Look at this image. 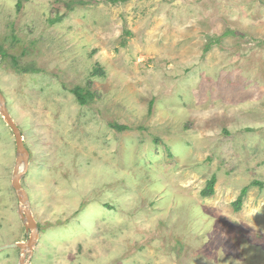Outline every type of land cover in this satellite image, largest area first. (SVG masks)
<instances>
[{"label":"rangeland","instance_id":"374dc122","mask_svg":"<svg viewBox=\"0 0 264 264\" xmlns=\"http://www.w3.org/2000/svg\"><path fill=\"white\" fill-rule=\"evenodd\" d=\"M0 47L30 264H264V0H0ZM14 163L0 117V248L28 238Z\"/></svg>","mask_w":264,"mask_h":264},{"label":"water","instance_id":"95a60500","mask_svg":"<svg viewBox=\"0 0 264 264\" xmlns=\"http://www.w3.org/2000/svg\"><path fill=\"white\" fill-rule=\"evenodd\" d=\"M1 57L2 56L0 54V59ZM0 117L14 137L15 163L11 176V187L17 198L18 215L26 233L28 234V238L25 242L6 245L1 247L0 250L5 248L19 249L20 255L18 264H30L34 247L39 240V228L32 213L30 197L21 182L22 178L26 175L29 169L30 153L25 146L20 128L8 110L6 98L1 91Z\"/></svg>","mask_w":264,"mask_h":264},{"label":"trees","instance_id":"16d2710c","mask_svg":"<svg viewBox=\"0 0 264 264\" xmlns=\"http://www.w3.org/2000/svg\"><path fill=\"white\" fill-rule=\"evenodd\" d=\"M110 3L114 4L116 2H118L119 0H108ZM21 7V4L18 3L17 4V9H19ZM0 54L2 57L6 56V53L4 52V50L0 47ZM22 71L24 72H28L31 71V69L29 68H23ZM72 93L76 96L77 101L79 102V104L81 105H85L87 103V98H90V96L92 95L91 93H89L88 91L80 88V87H76L72 90ZM117 129H124L125 127H119L116 126ZM216 183V178L213 176L207 183L205 189L202 191V196L203 197H211L214 194V186ZM250 186H254V187H258L259 189H261L264 186V182H253L251 183ZM248 187L244 188L241 191L240 196L237 198L236 202L234 203V208L236 211H239L241 209L242 206V202L244 197L246 196Z\"/></svg>","mask_w":264,"mask_h":264}]
</instances>
